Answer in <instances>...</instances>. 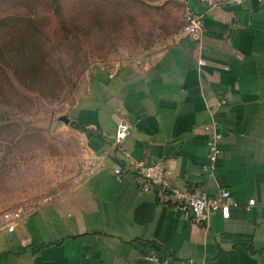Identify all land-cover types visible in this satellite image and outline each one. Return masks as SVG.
Segmentation results:
<instances>
[{
	"label": "crops",
	"instance_id": "obj_1",
	"mask_svg": "<svg viewBox=\"0 0 264 264\" xmlns=\"http://www.w3.org/2000/svg\"><path fill=\"white\" fill-rule=\"evenodd\" d=\"M185 2L204 12L197 0ZM182 25V16L174 32L167 24L164 48L90 74L70 122L82 129L93 168L12 232L0 230V264H150L152 255L264 264V0L211 10L200 42ZM211 120L222 139L209 173L207 137L194 130ZM121 121L133 159L166 167L169 187L207 197L227 190L229 218L194 225L174 210L169 190L143 192L114 144Z\"/></svg>",
	"mask_w": 264,
	"mask_h": 264
},
{
	"label": "rangeland",
	"instance_id": "obj_2",
	"mask_svg": "<svg viewBox=\"0 0 264 264\" xmlns=\"http://www.w3.org/2000/svg\"><path fill=\"white\" fill-rule=\"evenodd\" d=\"M185 1L0 0V217L22 218L87 177L84 135L61 118L91 73L164 48Z\"/></svg>",
	"mask_w": 264,
	"mask_h": 264
},
{
	"label": "built area",
	"instance_id": "obj_3",
	"mask_svg": "<svg viewBox=\"0 0 264 264\" xmlns=\"http://www.w3.org/2000/svg\"><path fill=\"white\" fill-rule=\"evenodd\" d=\"M204 7V12L200 13L195 10L193 5L186 2L182 13L181 32L191 38L194 42H200L202 39L203 20L205 15L214 9H224L228 7H241L246 0H197ZM203 60L198 61V66L204 65ZM194 132L206 135V150L209 173H212L218 155L220 153L219 142L222 139L217 125L211 120ZM129 134V126L126 122L121 121L117 127L114 144L119 153L127 162L128 172L136 178H139L143 185L142 191L148 192L152 188L158 189L161 193L169 190L170 196L174 202V210L191 216L194 225L206 227L209 218L213 214H219L222 219L229 218L231 206L235 204L229 201L230 194L227 190L222 189L215 197H207L194 193L190 190H181L169 187L168 179L171 172L160 163H147L145 161H137L124 149L123 141ZM123 171L115 168L113 174L115 179L119 181L122 178ZM253 205V201L248 202V206ZM21 217L12 220L8 215L0 217V230L12 232L16 223ZM150 264H194L191 260L179 261L171 257L159 258L155 255L147 257Z\"/></svg>",
	"mask_w": 264,
	"mask_h": 264
},
{
	"label": "water",
	"instance_id": "obj_4",
	"mask_svg": "<svg viewBox=\"0 0 264 264\" xmlns=\"http://www.w3.org/2000/svg\"><path fill=\"white\" fill-rule=\"evenodd\" d=\"M62 121H64L65 123H69L71 126H73L75 129H77L76 126H74V124L72 122H69L68 119H66L65 117L61 118Z\"/></svg>",
	"mask_w": 264,
	"mask_h": 264
},
{
	"label": "trees",
	"instance_id": "obj_5",
	"mask_svg": "<svg viewBox=\"0 0 264 264\" xmlns=\"http://www.w3.org/2000/svg\"><path fill=\"white\" fill-rule=\"evenodd\" d=\"M76 130L79 131V132H83L82 129H80V128H77Z\"/></svg>",
	"mask_w": 264,
	"mask_h": 264
}]
</instances>
